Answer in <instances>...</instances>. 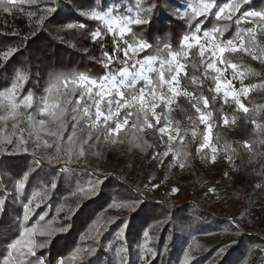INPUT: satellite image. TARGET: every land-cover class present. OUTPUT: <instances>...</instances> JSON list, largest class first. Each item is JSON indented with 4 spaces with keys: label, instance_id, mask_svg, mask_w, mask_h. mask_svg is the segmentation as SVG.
Instances as JSON below:
<instances>
[{
    "label": "trees",
    "instance_id": "trees-1",
    "mask_svg": "<svg viewBox=\"0 0 264 264\" xmlns=\"http://www.w3.org/2000/svg\"><path fill=\"white\" fill-rule=\"evenodd\" d=\"M186 3V0H142L144 8L151 7V11L141 12L147 22L131 27L151 47L140 53V57L155 55L158 49L166 55L165 45L171 50L179 48L181 38L190 32L189 20L181 13ZM217 3L222 4L224 0H217ZM110 4L119 6L113 12L121 14H126L128 7L136 8L135 0H37L35 4L18 5L11 13L0 8V53L9 48L18 49L7 60L0 58V90L11 86L17 72L28 76L20 95L32 91L34 97L44 94L50 76L55 74L102 76L107 69L98 61L103 52L111 54L112 37L105 35L102 41L93 42L90 33L100 26V22L89 19L86 13L106 11ZM47 7H54L55 11L46 14L43 9ZM244 9L264 10V0H250L241 11ZM29 11L36 15L29 17ZM41 15L45 19L38 27L35 21ZM196 23V20L191 21V26ZM225 23L229 25L224 31L225 40L234 36L237 27L251 28L249 23L237 26L231 21H216L209 17L202 29ZM69 24L86 27L68 28ZM256 43L254 53L259 54L258 49L264 48V33L256 35ZM195 61L187 66V75L181 79L184 88L194 90V100L180 99L169 117L171 125L182 129L183 143L178 149L181 151L179 159L184 161L185 167L177 180L161 170L157 155L153 158L160 146L157 133L148 136L143 130L131 127L135 116L116 135L115 143L106 141L103 132L93 130V137L99 135V141L89 140L84 145L85 155L77 158L78 145L88 135L87 126L81 120L70 161L64 141L60 142L61 150L57 152L56 137L41 132L37 141L34 134L28 135L30 124L23 117L18 121L0 120V198L4 199L0 209V257L7 254L8 243L19 236L23 227L32 226L41 214L46 213L40 226L51 221L52 229L63 227L66 230L52 231L50 235L37 233L32 239L44 247L34 248L35 256L28 257L32 264H36L37 258H41L43 264H58L61 258L65 259V264H121V257L125 258L126 264H184L185 252L189 254V264H253L254 248L264 249V63L252 59L246 52L234 59L244 72V83L255 85L251 95L242 101L252 113V121H256L253 124L245 113L232 110L216 99V92L209 90L215 88L213 73L208 72L205 78V69L198 67ZM191 77L197 78L196 83ZM201 95L208 99V106L204 107L202 99L198 106L202 111L212 113L211 143L232 158L235 171L230 191L213 200H206L200 194L206 181L202 159L207 151H201L203 157L198 151L203 133L192 137L189 130L184 129L197 123L193 104ZM77 97L78 90L66 97L70 103L64 116L67 122L65 137L75 123L71 117ZM41 118L47 119L37 117ZM224 118L230 123L225 125ZM13 123H17L18 129H25L23 135L27 143L19 150L15 147L18 136L13 134ZM46 127L50 131L56 129L55 124ZM7 138L13 143L2 142ZM45 141L52 146L45 147ZM24 147L28 151H24ZM184 153H187L186 157ZM25 172L29 173V179L18 193L15 182ZM97 177L102 182L94 195H70L78 185H86ZM53 181L55 189L51 188ZM148 181L160 183L156 198L146 188ZM175 186L182 188L172 194ZM45 190L47 199H44ZM34 192L40 195L31 205L29 219L24 221L23 205ZM114 202L127 203L129 207H110ZM36 203L40 206L36 207ZM61 207L62 211L57 214ZM94 222L104 225L99 234L91 231ZM145 231L147 238L143 235ZM145 244L154 249V258L143 256ZM77 248L87 251L80 253L81 258L76 261H69Z\"/></svg>",
    "mask_w": 264,
    "mask_h": 264
},
{
    "label": "snow or ice",
    "instance_id": "snow-or-ice-1",
    "mask_svg": "<svg viewBox=\"0 0 264 264\" xmlns=\"http://www.w3.org/2000/svg\"><path fill=\"white\" fill-rule=\"evenodd\" d=\"M37 0H0V8L4 12L11 13L13 8L18 5L35 4ZM250 0H224V3L219 4L217 0H191L188 4L190 12L184 11L183 15L188 18L190 23V32L181 38L180 46L176 50H171L168 45H165L167 54L163 55L161 50H157L156 54H147L140 57V53L145 52L151 45L138 37L132 29V25H140L146 23V17L141 15L142 11H151V7L144 8L142 0H135V10L131 7L126 9V13L122 15H113L114 9H108L107 11H91L86 13L89 19L99 21L100 26L90 33L93 42H100L105 35H111L113 41V49L111 54L109 52H103V56L98 61L107 71L100 77H92L84 73H59L50 76L49 83L44 89V94L39 97H34L32 91H28L26 95H20V89L23 88L24 82L27 81L28 76L23 72H17L14 81L11 86L0 90V120L7 121L12 119L18 121L21 117L26 119L31 130L28 131V135L36 136L37 141L40 140V133L47 132L49 135L56 137L54 143L56 144L57 152L60 149V142L64 141L67 145V151L69 161L71 159L73 148L75 145L76 129L81 120L84 121L88 129V135L86 139H83L76 150L77 158L85 155L84 145L88 144L89 140L93 143L98 142L99 135L93 137L92 132H103L104 139L111 143L116 142V135L129 124L130 119L135 116V121L132 122L131 127L133 129L142 130L143 128H154L161 123L160 117L163 113H157L156 109L161 105L167 107L170 105L174 98L178 95L195 96V93H190L187 90H181L179 87L181 72L184 69V64L181 63L182 58H187L192 49H197L199 56L201 57V63H205V54L210 55L206 60L205 78L208 77V71L212 70L217 73L212 77L215 81V88L209 89L220 93L223 91L225 100L231 95L235 104L239 109L247 113L249 109L241 103L238 98V93L231 88L228 82H224L221 79V68L217 67V61L231 67L234 72V78L236 75L237 66L231 62L222 60L223 54L226 52H246L252 55V59L260 60L264 63V48H259V54H255L254 50L257 49L256 32L259 29L260 32H264V10L256 11L250 9H244L241 11L244 5L249 4ZM17 10L23 11L22 8ZM47 13L55 11L54 7H47L43 9ZM134 12V15L131 14ZM35 12H28L29 17L35 16ZM212 17L216 21H231L239 26L242 22L255 23L256 28L240 29L237 27V31L234 36L228 39H223L224 31L228 28V24L213 25L211 29H202V25L206 20ZM203 18V19H200ZM45 16L41 15L36 19V25L42 26ZM196 20L197 23L191 26V21ZM68 28L79 27L81 29L86 26L83 24L67 25ZM35 29H33V32ZM15 34V33H14ZM27 37H25L26 39ZM18 49L9 48L7 51L0 53V58L7 60ZM122 54V58H121ZM114 64L122 65L121 67H114ZM185 75H187L185 73ZM239 75L242 77L243 72ZM193 83H196L197 78L191 77ZM202 83V82H201ZM255 87V85L253 86ZM63 88V91L61 89ZM78 90V97L72 107L71 119L75 121L72 125L71 132L64 136V131L67 127V122L64 119L65 112L67 111V104L70 101L66 98L69 94H76ZM248 87L242 85L241 92L247 95L249 92ZM65 97V99H61ZM203 100L204 107L208 106V99L203 97H197V102L193 104L199 115L200 123L206 127V132L202 137V142L199 145L198 151H203L205 148L211 149V161L214 163L217 153V148L212 145L211 133L213 124L209 123L211 119V112H204L198 106L199 101ZM215 99V97H213ZM83 101V104H81ZM23 109V111H21ZM32 109L31 112L27 110ZM123 112V115L121 113ZM37 117H46L47 119ZM155 121V123H153ZM112 122V123H109ZM224 124L227 125L230 121L224 118ZM234 123V120L232 121ZM256 124V121H252ZM55 124L56 129L50 131L46 125ZM259 127V125H257ZM13 129L15 135L18 136V141L15 147L19 150L23 145L27 143L23 133L25 129H18L17 123H13ZM158 131L161 135H167L169 147L164 153L174 152V161L179 163V167L184 168L185 163L180 160V149H173L172 141L176 139L172 135L169 129L168 123L160 127ZM177 134L179 130L177 129ZM192 136H196V132H192ZM4 143H13L11 138H7ZM181 143H183V137H181ZM45 147H51L52 144L45 141ZM92 145H89L91 147ZM137 147L143 146L137 144ZM247 147V142H245ZM39 147V144L36 145ZM24 151H28L26 147ZM99 155V153H96ZM155 153L154 157L155 158ZM187 156V153H184ZM231 159V157H229ZM39 163V161H37ZM29 179V173L25 172L19 180L15 182L16 191L22 192L25 188V183ZM102 181L97 177L94 181L89 180L86 185H78L76 190L71 192V196H91L95 194L97 186ZM51 188H56V183H51ZM174 193L178 189L172 190ZM209 191H213L210 189ZM40 193L34 192L32 197L23 205L24 208V221H27L32 212L31 205L36 199V196ZM44 199H47V190H45ZM4 205V199L0 198V209ZM36 207L40 204L36 203ZM110 207L114 208H128L127 203L114 202ZM62 211V207L57 209V214ZM45 214H41L36 221L30 227H23L19 236L8 243L7 254L0 257V264H32L28 259L29 256H35V247H44V244L37 245L32 239L37 233L40 235L51 234L52 231H65V228L52 229L51 221L46 225L40 226L39 222L45 220ZM104 225L94 222L91 231L99 234L101 228ZM126 227V225H125ZM121 235H123V229H121ZM144 237H148V232L143 233ZM223 249H221L222 251ZM87 251V249L77 248L74 250L69 259L76 261L80 257V253ZM94 251V249H93ZM127 251V249H124ZM264 251V249H262ZM156 253L154 249L148 248L147 244L144 245L143 256L155 257ZM190 257L185 252L184 264H189ZM36 264H43L41 258H37ZM58 264H65V259L61 258ZM121 264H126L124 257H121Z\"/></svg>",
    "mask_w": 264,
    "mask_h": 264
},
{
    "label": "rangeland",
    "instance_id": "rangeland-1",
    "mask_svg": "<svg viewBox=\"0 0 264 264\" xmlns=\"http://www.w3.org/2000/svg\"><path fill=\"white\" fill-rule=\"evenodd\" d=\"M186 2L187 3L184 6V8L181 10V13H183L184 11L190 12V9L188 8V4L191 2V0H186ZM120 6H122V4ZM118 8H119V6H115L114 4H110L108 9H118ZM126 14H128V13H126ZM131 14L134 15V12ZM113 15H122V14L113 12ZM242 23H248V22H242ZM249 24L251 25V28H256L255 24H253V23H249ZM263 33L264 32H260L259 29H257V32L255 35L263 34ZM209 55H210L209 53H206L205 54V63H201V57L199 56L197 49L194 48L190 51L189 56L187 58L181 59L180 62L184 64V69L182 70L181 76L179 78V80H180L179 87L181 90H187L190 93H194V90H192V89L188 90L181 85L182 76L185 74L187 66L190 63H193V61L195 59L197 61V62L195 61L197 63V66L203 67L206 70V60H207V57ZM242 55H243V51L236 52V53L226 52L223 54L222 60L231 62L232 64L236 65V63L234 62V59L239 57V56H242ZM217 67L222 69V72L220 73L222 81L228 82L230 84L231 88L234 89L238 93V98L240 99L241 103L244 99L248 98L251 95V93L253 91V87L249 84L244 83L245 75H243L242 77L239 75V73L242 71L239 69L238 66L236 69L235 78H234L233 69L231 67H228L227 65L220 63V61H217ZM207 71L210 73H213L214 76L217 75L216 72H214L210 69ZM242 85L244 87H248L250 89L249 92L247 93V95H244L240 91L242 88ZM180 99L193 101L194 96H187L186 97L184 95H178L174 98L173 102L170 105H168L167 107H165L164 105H161L160 107H158L156 109L157 113H163L160 117L161 123L156 125L154 128H143L142 129L143 133L145 135H148V136H152V132L157 133L160 146L157 148L156 155L160 160V168L162 171H164V173H166V175L170 174V175H172L173 179H176V180L178 179V177H180L182 175V169L183 168L179 167L178 162L174 161V158H173L174 152H168L167 155H164V153L168 150V147H169L168 137H167V135L162 136L161 133L158 131V129L160 127L164 126L165 123H168L169 129L171 130L172 135L176 137V139L171 142L172 147L174 150L178 149V146L181 144V137H182L181 130L182 129L180 127L171 125V122L169 121V117H170V113L172 112V110L174 109V107L176 106V104L178 103V101ZM216 99L221 100L223 103H225L227 106H229L230 109L235 110L237 112L244 113L243 110L239 109L238 106L235 104L231 95H229L227 100H225V98L223 96V91H221L220 93H216ZM245 114L252 121V117H253L252 113H250L248 111ZM196 115H197V123H195V125H192L191 127L186 126L184 129H188L191 134L193 131H195L196 136H198V134L201 132L204 135L206 132V127L204 124L200 123V121H199L200 113H198L196 111ZM109 123H111V122H109ZM153 123H155V121H153ZM209 123H211L210 120H209ZM177 129L179 130V134H177V131H176ZM205 149L207 151L206 154H204L205 158L203 157L201 151L199 152V153H201V157H203L202 161L204 163L203 164L204 169L202 170V173L206 177V181L203 183V187H202V190L200 191V194L206 200H213V199H216L218 196L224 195L226 192L230 191V184L232 183V181L235 177V171L233 168L232 158L229 159V156L225 152H223L220 149H217L215 162L213 163L211 161V155H212L211 149L210 148H205ZM162 182H164V179H162ZM159 185H160V183H154L152 181H148V183L146 184L147 190L149 191L151 196L154 198H156L158 196V194L160 193V186ZM174 188L175 189H181L182 186H177V187L175 186L172 188V190ZM210 189H212L213 191H209ZM172 190H171V193L174 194V192ZM256 248H261V247H256ZM256 248H254V250ZM254 250H253V264L256 263L255 258H254ZM68 260L71 261L70 259H68Z\"/></svg>",
    "mask_w": 264,
    "mask_h": 264
},
{
    "label": "built area",
    "instance_id": "built-area-1",
    "mask_svg": "<svg viewBox=\"0 0 264 264\" xmlns=\"http://www.w3.org/2000/svg\"><path fill=\"white\" fill-rule=\"evenodd\" d=\"M254 258H255V264H257L258 259L264 260V251H262V248H256L254 250Z\"/></svg>",
    "mask_w": 264,
    "mask_h": 264
},
{
    "label": "bare ground",
    "instance_id": "bare-ground-1",
    "mask_svg": "<svg viewBox=\"0 0 264 264\" xmlns=\"http://www.w3.org/2000/svg\"><path fill=\"white\" fill-rule=\"evenodd\" d=\"M257 264H264V260L258 259Z\"/></svg>",
    "mask_w": 264,
    "mask_h": 264
}]
</instances>
